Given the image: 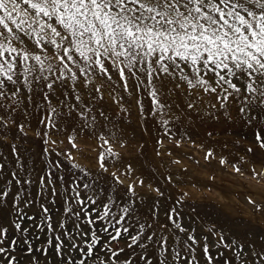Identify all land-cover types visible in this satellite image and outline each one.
I'll return each instance as SVG.
<instances>
[{"label":"snow or ice","instance_id":"obj_1","mask_svg":"<svg viewBox=\"0 0 264 264\" xmlns=\"http://www.w3.org/2000/svg\"><path fill=\"white\" fill-rule=\"evenodd\" d=\"M105 83L122 86L129 95L143 89L150 99L149 112L160 116L167 115L171 105L166 100L182 84L185 91L202 89L215 93L221 108L227 107L231 98L248 124L264 125V0H0V128L15 124L26 134L13 113L24 105L27 116L25 101L31 104L33 93L39 90L47 108L38 124L43 125L47 138L50 132L61 131L62 118L74 113L85 117L78 104L54 103L52 95L61 88H71L79 101L77 91L91 86L90 95L103 99ZM114 93L116 88L109 95L121 104L124 96ZM61 95L67 100V93ZM136 104L142 115L139 98ZM61 107L66 110L61 111ZM99 115L108 119L103 111ZM85 121L81 130L93 129L102 142L98 143V162L106 172L108 161L117 156L111 147L105 149L113 139L96 131L95 116L91 120L85 117ZM255 139L264 149V132H256ZM12 152L22 169L14 145ZM49 165L51 169L61 167L59 161ZM4 173L5 165L0 163V177ZM54 175V171H47L37 182L36 215H29L27 209L37 199L22 186H31L33 181L21 179L16 171L10 179L0 180V206L11 205L8 210L14 215L10 225L22 237L19 243L26 246L27 264H41V258L45 264L52 258L59 264H121L124 248L115 249L111 244L121 238H126V247L132 249L123 264H153V256L156 264H199L195 256L199 241L171 213H165L168 221L187 233L183 242L175 237L169 243V236L164 234L169 227L166 223L158 230H152V223L132 225L135 206L131 198L123 205L112 196L101 201L94 181L81 184V176L65 187V178L59 176L57 187ZM116 180L122 183L118 177ZM13 183L19 186L16 191L10 187ZM45 191L50 197H63L66 207L61 218L50 215L51 208L43 202ZM128 192L135 196L133 185L128 186ZM156 192L164 195L159 189ZM51 203L54 201L49 200ZM151 216L155 221L157 212L151 211ZM26 219L31 223L25 224ZM8 233L9 228L0 225V264H23L13 247L18 246L17 240L4 246ZM40 233L46 237L43 248L32 243L40 239ZM105 234L108 239L102 242ZM216 235L215 246L232 251L238 264H264V247L259 252L254 248L246 252L244 244L225 242L222 234ZM202 254L207 264H214L216 257L207 243ZM249 256L255 259L249 261Z\"/></svg>","mask_w":264,"mask_h":264},{"label":"rangeland","instance_id":"obj_2","mask_svg":"<svg viewBox=\"0 0 264 264\" xmlns=\"http://www.w3.org/2000/svg\"><path fill=\"white\" fill-rule=\"evenodd\" d=\"M113 88H116L114 94L124 96L121 104L115 103L109 95ZM90 90L91 86L78 90L79 101L71 88H61L51 98L54 103L78 104L85 110L87 120L96 117L97 132L112 137L113 143L105 145V149L111 147L117 156L108 161L106 172L98 162L101 151L98 143L102 142H98L93 129L85 127L81 130L86 121L78 113L62 118L59 122L61 131L50 132L49 137H44L45 129L38 124V120L47 105L39 90L33 93L31 104L25 101L27 116L24 115V105L13 113L17 124L24 125L26 134L21 133L15 124L0 128V163L5 165L4 176L0 180L10 179L11 173L16 171L21 179L33 181L31 186L22 185L28 187L32 197L37 199V203L27 209L29 215L39 212L37 182L51 170L55 173L53 180L57 187L59 176L65 178V187L72 179L83 176L84 179L79 182L94 181L93 186L101 191V201L112 196L123 205L131 198L135 206L132 225L152 223V230H158L160 224L166 223L169 227L164 234L169 236V243L172 244L175 237L183 242L187 233L178 231L168 221L165 213H171L199 241L195 246L199 264H207L202 254L204 243L216 257L214 264H225L226 261L238 264L232 251L223 245L215 246L219 239L216 234H222L225 242L235 240L244 244L246 252L253 248L261 251L264 247V149L259 148L255 133L264 132V125L248 124L245 117L238 114L239 105H233L231 98L227 107L221 108L215 93L192 88L185 91L183 84L167 98L166 103L171 108L165 116L149 112L150 99L143 89L140 93L129 95L123 92L122 86L105 83L103 99L96 98L94 93L90 95ZM61 93H67V100ZM137 98L142 105V115L138 114ZM189 103L193 107L189 108ZM213 104H216L215 108ZM37 105L43 107L38 109ZM60 110L66 109L61 107ZM101 111L106 114L107 120L99 115ZM162 120L168 123L163 124ZM36 132L41 135L37 136ZM73 142L76 147H73ZM13 145L18 150L22 169L12 152ZM209 153L212 155L209 156ZM221 160L225 163L222 164ZM50 161H59L61 167L51 169ZM117 177L122 183H117ZM129 185L134 186L135 196L128 192ZM10 187L16 191L19 186L13 183ZM156 189L164 195L159 196ZM49 200L54 203L49 204ZM43 202L51 208L50 215L54 219L64 215L66 204L62 196L50 197L45 191ZM10 207L7 203L0 206V225L9 228L4 246H8L10 240H17L18 246H13L15 254L23 264H27L26 246L19 243L22 237L10 225L14 215L8 210ZM153 210L157 212L155 221L151 216ZM30 223L25 220V224ZM45 239V235L40 233V239L32 243L43 248L47 246ZM107 239L105 234L102 242ZM126 242V238L111 242L115 249L124 248L121 264L132 252L126 247ZM133 259H138V256ZM152 259L156 264L155 256ZM253 259L248 257L249 261ZM41 264H45L44 258H41ZM48 264H59V261L52 258Z\"/></svg>","mask_w":264,"mask_h":264}]
</instances>
